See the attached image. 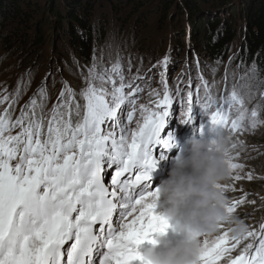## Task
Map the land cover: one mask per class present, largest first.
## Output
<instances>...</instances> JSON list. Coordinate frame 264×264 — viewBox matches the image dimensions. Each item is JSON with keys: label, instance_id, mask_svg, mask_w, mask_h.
<instances>
[{"label": "snow or ice", "instance_id": "obj_1", "mask_svg": "<svg viewBox=\"0 0 264 264\" xmlns=\"http://www.w3.org/2000/svg\"><path fill=\"white\" fill-rule=\"evenodd\" d=\"M169 63L165 55L154 65L162 69L163 91L150 90L147 104L138 99L144 87L134 83L142 78L138 74L127 79L119 56L110 67H99L93 55L84 77L86 86L79 92L83 105L62 80L47 116V77L15 118L12 108L20 98V82L14 93L4 89L0 95V105L7 104L0 109V264H148L137 247L145 240L155 245L152 234H162L169 227L166 217L154 214L159 189L148 191L147 182L156 165L155 151L174 146L170 135L162 138L174 97L181 106L182 123L194 124L193 110L198 107L211 131L227 130L230 140L264 124L259 106L249 110L245 99L227 86L223 95L214 96L202 76L197 77L200 83L195 90L189 78L186 91L177 86L173 92L165 79ZM226 80L227 76L225 84ZM204 127L200 123L201 132ZM238 143L242 141H233L231 148ZM225 158L229 176L215 187L225 197L228 218L218 224L214 235L200 237V264H264V220L235 235L231 218L248 194L227 198L229 191L237 190L236 182L251 181L253 175L242 174L238 154L227 150Z\"/></svg>", "mask_w": 264, "mask_h": 264}, {"label": "rangeland", "instance_id": "obj_2", "mask_svg": "<svg viewBox=\"0 0 264 264\" xmlns=\"http://www.w3.org/2000/svg\"><path fill=\"white\" fill-rule=\"evenodd\" d=\"M42 1L38 0L39 3L43 4ZM156 18V11L152 12L145 24L146 28L142 30H138L136 25L132 23L129 24L128 29L120 28L114 24V21L109 20L108 28L104 31V37L97 41L90 62L86 64L81 61L76 67L64 65L58 58H55V52L52 51L54 45L52 33H50V41L48 40L46 45L45 42L41 44L40 51L32 58H26V55L16 53L0 41V95L3 94L4 89H7L10 94L14 93L18 82H20V98L12 108V114L15 118L20 115L21 108L47 77L50 98L46 103V116L48 110L57 101L63 86L62 80L68 82L69 86L77 93L75 100L83 105L84 101L79 92L86 86L84 77L87 76V69L92 64L93 55H95L99 67H110L111 63L115 62L119 56L127 79L138 74L142 78L134 83H140L144 87V91L138 99L140 103L147 104L150 100L148 95L150 90L163 91L159 75L162 69L154 67V65H157L158 61L168 55L170 63L165 79L173 92L177 86L186 91L189 78L192 79V87L195 90L196 85L200 83L197 77L202 76L204 80L209 82L214 96L223 95L225 86H227L229 92L235 90L238 95L245 99L246 107L249 110L259 106L261 119H264V85L257 78L255 72L243 66L238 68L232 65L210 64L194 50L181 48L175 52L172 45L173 41L168 36L173 29L168 24L164 30L158 31L155 26ZM180 41L181 44L187 42L183 33L180 35ZM58 49H63V43L58 44ZM129 61H131L130 71ZM214 69L215 72H213ZM225 76H227L226 84ZM29 79H31L30 85ZM37 100L39 103V97ZM4 107H7V104L0 105V109ZM231 115L233 117L236 115L235 110ZM193 116L195 117L194 124L182 123L184 117L181 106L178 98L174 97L173 109L170 116L166 118L165 127L162 130V138H167L170 135L174 139V146L170 149L160 147L155 151L156 165L150 173V180L147 182L148 191L159 189L161 181L167 178L174 161L180 155L187 154L191 139L213 138L211 124L198 107L194 108ZM72 119L75 121L77 117L73 114ZM202 122L205 127L201 132L199 125ZM131 126L135 127V123L133 122ZM225 131L230 135L227 130ZM233 141H242V143H238L237 147L233 149L231 148ZM228 150L233 156L238 154L236 162L244 165L242 174L250 172L253 175L251 181L245 178L236 182L237 190L227 193L229 200L239 199L243 193L248 194L245 202L237 208L234 217L243 221L247 226L258 227L259 223L264 220V216L252 215V213L257 212L258 202L262 200L261 197L264 195V124L259 125L255 130L233 135ZM105 181L110 184L109 175L105 176ZM161 200L162 198L158 197L156 201V207L153 210L156 215H162ZM176 223V220H168L169 227L165 232L162 234L154 233L151 238L156 240V244L160 240L175 241L180 239L181 237L175 231ZM152 246L154 245L145 240L137 247V250L142 254L144 248ZM235 254L232 253V255ZM134 264H139V261H135Z\"/></svg>", "mask_w": 264, "mask_h": 264}, {"label": "trees", "instance_id": "obj_3", "mask_svg": "<svg viewBox=\"0 0 264 264\" xmlns=\"http://www.w3.org/2000/svg\"><path fill=\"white\" fill-rule=\"evenodd\" d=\"M42 2L0 0V41L26 58L36 55L52 33L55 58L69 67H76L81 61L88 64L109 20L120 28L128 29L132 23L142 30L149 15L156 11L158 31L168 24L173 29L168 36L175 52L186 48L197 51L213 65L243 66L255 72L264 85V0ZM182 33L187 39L184 44L180 43ZM258 203L259 208L252 215L264 216V200Z\"/></svg>", "mask_w": 264, "mask_h": 264}, {"label": "clouds", "instance_id": "obj_4", "mask_svg": "<svg viewBox=\"0 0 264 264\" xmlns=\"http://www.w3.org/2000/svg\"><path fill=\"white\" fill-rule=\"evenodd\" d=\"M212 139L193 138L187 154L174 161L166 179L159 185L158 197L162 216L176 220L178 240H160L143 249L148 264H200L202 235H214L218 224L226 220L225 197L215 187L229 176L225 152L230 135L216 129ZM235 235H241L247 225L231 218Z\"/></svg>", "mask_w": 264, "mask_h": 264}]
</instances>
